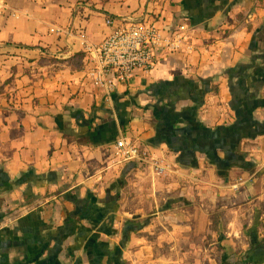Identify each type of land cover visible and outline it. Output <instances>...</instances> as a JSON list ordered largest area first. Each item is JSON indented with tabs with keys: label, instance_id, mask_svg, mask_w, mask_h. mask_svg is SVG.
<instances>
[{
	"label": "crops",
	"instance_id": "0c3cea01",
	"mask_svg": "<svg viewBox=\"0 0 264 264\" xmlns=\"http://www.w3.org/2000/svg\"><path fill=\"white\" fill-rule=\"evenodd\" d=\"M106 16L181 40L109 99ZM0 264H264V0H0Z\"/></svg>",
	"mask_w": 264,
	"mask_h": 264
},
{
	"label": "built area",
	"instance_id": "2783aa9c",
	"mask_svg": "<svg viewBox=\"0 0 264 264\" xmlns=\"http://www.w3.org/2000/svg\"><path fill=\"white\" fill-rule=\"evenodd\" d=\"M104 25L112 29L111 33L97 45L86 44L84 53L85 78L106 99L126 88L138 74H150L160 52L175 53L181 47L178 35L164 34L149 17L118 22L106 16ZM114 148L122 164L148 166L158 176L168 169L126 137L116 139Z\"/></svg>",
	"mask_w": 264,
	"mask_h": 264
},
{
	"label": "trees",
	"instance_id": "16d2710c",
	"mask_svg": "<svg viewBox=\"0 0 264 264\" xmlns=\"http://www.w3.org/2000/svg\"><path fill=\"white\" fill-rule=\"evenodd\" d=\"M131 165H136V164H134V163H131ZM139 166V165H138Z\"/></svg>",
	"mask_w": 264,
	"mask_h": 264
}]
</instances>
